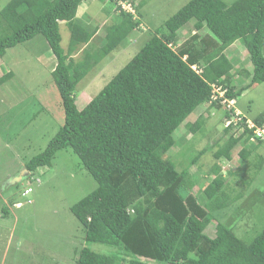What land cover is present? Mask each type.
<instances>
[{
	"label": "trees",
	"instance_id": "16d2710c",
	"mask_svg": "<svg viewBox=\"0 0 264 264\" xmlns=\"http://www.w3.org/2000/svg\"><path fill=\"white\" fill-rule=\"evenodd\" d=\"M83 1L10 0L0 10V57L41 35L56 61L52 79L64 111L63 125L40 153L24 163L26 186L40 183L34 172L50 165L64 148L72 149L96 181L70 211L86 243L104 244L110 250L100 253L83 246L75 251L74 264H264V228L245 241L224 220L243 194L233 191L242 183L225 181L219 163L231 159V149L239 142L244 144L240 155L246 159L249 149L264 141L255 132L264 129V111L249 118L251 125L245 114L236 112L242 91L264 83V0H189L95 96L76 108L80 81L141 23L134 12L115 5L126 1L135 6V0H99L110 5L108 13L113 4L118 13L113 23L105 22L106 42L92 50L99 24L78 18ZM62 23L69 30L66 49ZM190 23L193 33L178 43L179 30ZM236 41L243 43L252 63L251 70L243 67L236 72L249 77L239 88L233 83L234 62L226 52ZM82 45L81 57L76 58ZM11 76V71L1 75L0 86ZM214 88L224 94L218 96ZM208 102V107L222 110L219 120L227 135L209 152L211 165L201 175L210 179L196 194L193 188L200 178L190 169L208 150L201 148L179 168L174 133L182 125L189 134L199 130L203 117L185 120ZM235 129L241 134L236 136ZM18 202L11 197L3 203L0 218L18 208Z\"/></svg>",
	"mask_w": 264,
	"mask_h": 264
},
{
	"label": "rangeland",
	"instance_id": "374dc122",
	"mask_svg": "<svg viewBox=\"0 0 264 264\" xmlns=\"http://www.w3.org/2000/svg\"><path fill=\"white\" fill-rule=\"evenodd\" d=\"M8 1L0 0V10ZM188 1L135 0L136 7L141 5L139 16L136 7L129 2H115V5L121 3L129 12L134 11V17H138L141 22L140 26L80 81L75 90L76 108L83 107L95 96L152 33ZM115 5L108 13L106 9L110 5L99 0H85L81 4L80 11L86 15L82 17L83 13L78 12V18H83L84 23L99 24L92 50L106 42L104 25L105 22H114L113 15L118 13L114 10ZM60 30L62 46L66 49L69 30L64 23ZM193 31L192 23L184 26L178 32V43L187 39ZM84 47L82 45L75 54L76 58L81 57ZM226 52L234 62L233 83L237 88L246 85L249 77L241 78L236 74L243 67L248 70L252 67L243 43L236 41ZM55 62L41 35L8 49L0 57V76L12 72L11 78L0 86V209L11 197L18 198L22 203L10 210L6 217L0 218V264H74V253L83 246L100 253L110 250L104 244L86 243L81 225L70 211L72 204L96 187V181L71 148L58 150L50 165L39 167L34 172V178L39 177L40 183H32L33 189L29 194L21 195L28 183L27 177L16 182L20 183L18 187L14 182L24 163L40 153L64 123L60 95L52 79ZM214 91H218L220 96L223 89L214 88ZM236 100V110L245 114L248 122L249 118L264 111V83L245 89ZM208 104L199 105L185 120L194 122L203 117V125L199 130L189 134L182 125L174 133L177 139L174 153L179 151L174 159L179 168L186 166L201 148L206 147L208 150L190 169L200 178L193 188L196 194L201 193L210 179L209 176L201 175V171L211 165L209 152L219 138L222 140L218 143H224L227 135L219 120L222 110L208 107ZM250 122L248 124L251 125ZM234 134L240 135L241 129H235ZM243 146V143H237L231 149V159L222 158L219 163L225 181L242 183L241 186H235L233 191L243 194L237 205L230 206L231 213L224 220L230 223L238 237L249 241L264 228V141L257 148L251 147L253 150L249 149L252 152L246 159L240 155ZM9 174L17 175L9 179Z\"/></svg>",
	"mask_w": 264,
	"mask_h": 264
},
{
	"label": "clouds",
	"instance_id": "9594fccd",
	"mask_svg": "<svg viewBox=\"0 0 264 264\" xmlns=\"http://www.w3.org/2000/svg\"><path fill=\"white\" fill-rule=\"evenodd\" d=\"M123 3H125V1H123ZM82 4V3H81ZM118 5H122L121 3L120 4H118ZM123 6V5H122ZM124 7V6H123ZM126 10V9H125ZM126 11H128V10H126ZM134 12V11H133ZM132 12V13H133ZM219 90H222V89H219ZM219 93V92H218ZM220 93H222L220 96H222L223 94H224V90L222 91V92H220ZM229 104H231V105H233L234 104V100H230L229 101ZM237 111V110H236ZM238 112V111H237ZM229 123V122H228ZM256 132V136L258 135V136H261V137H264V129L262 128V129H258V130H256L255 131ZM25 167V166H24ZM27 187H29V186H25L24 187V189H23V191H22V195L23 196H25V195H27V194H29L31 191H32V189H33V187L31 188V190L29 191V192H25V189L27 188ZM28 202H31V200H28ZM22 203L21 202H18L17 204H16V206L17 207H19L20 205H21Z\"/></svg>",
	"mask_w": 264,
	"mask_h": 264
},
{
	"label": "water",
	"instance_id": "95a60500",
	"mask_svg": "<svg viewBox=\"0 0 264 264\" xmlns=\"http://www.w3.org/2000/svg\"><path fill=\"white\" fill-rule=\"evenodd\" d=\"M27 174H28V170L25 167H23L22 170L19 172L18 176L15 178L17 181H20Z\"/></svg>",
	"mask_w": 264,
	"mask_h": 264
},
{
	"label": "crops",
	"instance_id": "0c3cea01",
	"mask_svg": "<svg viewBox=\"0 0 264 264\" xmlns=\"http://www.w3.org/2000/svg\"><path fill=\"white\" fill-rule=\"evenodd\" d=\"M83 2H84V1H83ZM83 2H82V3H83ZM80 6H81V5H80ZM80 6H79V8H78V10H77V15H79V14H78V12H79V13H83V14H84V12H83V11H80V10H81V7H80ZM9 178H11V176H9ZM14 181H17V180H16V179H14ZM12 233H13V232H12Z\"/></svg>",
	"mask_w": 264,
	"mask_h": 264
},
{
	"label": "built area",
	"instance_id": "2783aa9c",
	"mask_svg": "<svg viewBox=\"0 0 264 264\" xmlns=\"http://www.w3.org/2000/svg\"><path fill=\"white\" fill-rule=\"evenodd\" d=\"M215 98V97H214ZM31 190V187L29 186V187H27L26 189H25V192H29Z\"/></svg>",
	"mask_w": 264,
	"mask_h": 264
}]
</instances>
